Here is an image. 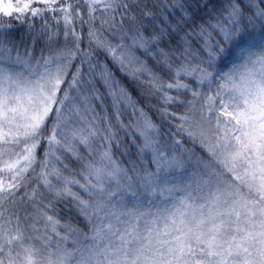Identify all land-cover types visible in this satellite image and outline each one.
I'll return each instance as SVG.
<instances>
[{"label":"snow or ice","instance_id":"1","mask_svg":"<svg viewBox=\"0 0 264 264\" xmlns=\"http://www.w3.org/2000/svg\"><path fill=\"white\" fill-rule=\"evenodd\" d=\"M0 264H264V0H0Z\"/></svg>","mask_w":264,"mask_h":264},{"label":"trees","instance_id":"2","mask_svg":"<svg viewBox=\"0 0 264 264\" xmlns=\"http://www.w3.org/2000/svg\"><path fill=\"white\" fill-rule=\"evenodd\" d=\"M20 33H17V35H19ZM40 44H37V46H36V50H35V53H37L38 51H40ZM73 167H75V165H73ZM61 215L63 216V217H67L69 214L68 213H65V212H61ZM71 216H72V223L73 224H75V225H77L78 227H84V225H83V222L80 220V218L79 217H77L76 215H75V213H72V214H70ZM62 223L63 222H65L64 220H62L61 221ZM86 230V229H85Z\"/></svg>","mask_w":264,"mask_h":264},{"label":"rangeland","instance_id":"3","mask_svg":"<svg viewBox=\"0 0 264 264\" xmlns=\"http://www.w3.org/2000/svg\"><path fill=\"white\" fill-rule=\"evenodd\" d=\"M39 54H40V51L35 53L36 56H39ZM228 66H230V64L228 62H223V63H220L218 65V69L221 70V71H226ZM173 175H180V174L179 173H174ZM69 247H71L70 244H69Z\"/></svg>","mask_w":264,"mask_h":264}]
</instances>
